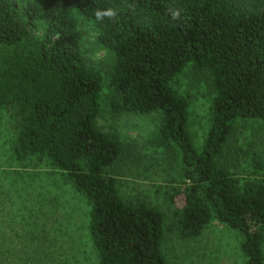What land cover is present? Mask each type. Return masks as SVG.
Returning <instances> with one entry per match:
<instances>
[{"label":"trees","instance_id":"16d2710c","mask_svg":"<svg viewBox=\"0 0 264 264\" xmlns=\"http://www.w3.org/2000/svg\"><path fill=\"white\" fill-rule=\"evenodd\" d=\"M78 14L112 55L111 112L159 114L158 141L178 153L168 198L179 235L199 236L214 214L241 234L243 264H264V159L245 178L219 163L235 120L264 124V0H0V111L17 108L15 155L38 156L87 200L96 264H168L163 213L124 200L109 173L122 148L96 124L103 77L84 58ZM189 64L214 91L201 149L172 86ZM5 242L0 264H13Z\"/></svg>","mask_w":264,"mask_h":264},{"label":"rangeland","instance_id":"374dc122","mask_svg":"<svg viewBox=\"0 0 264 264\" xmlns=\"http://www.w3.org/2000/svg\"><path fill=\"white\" fill-rule=\"evenodd\" d=\"M77 18L84 58L103 77L97 127L115 138L122 148L121 157L109 169L116 179L118 194L126 201L143 202L163 213L162 251L168 264H243L241 234L221 223L214 214L199 236L179 235L174 207L168 198L169 191L181 184L178 153L158 141L159 114L111 112L108 72L112 55L99 45L98 27L82 15L78 14ZM172 86L187 101V128L195 147L201 149L214 96L210 73L189 64L174 78ZM20 128L17 108L3 107L0 111V242L4 238L6 249H15L18 259L13 264H40L35 258L51 255L54 258L46 264H96L97 254L88 229L87 200L38 156L17 158L13 148ZM258 157L264 159V124L235 120L219 158L220 165L245 178L256 173L254 161ZM42 220L46 227H42ZM41 228L46 233H41ZM11 241L15 245L7 244Z\"/></svg>","mask_w":264,"mask_h":264}]
</instances>
